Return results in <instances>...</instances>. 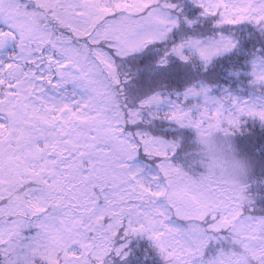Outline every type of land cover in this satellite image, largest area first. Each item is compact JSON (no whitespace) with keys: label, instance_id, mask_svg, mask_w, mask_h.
Instances as JSON below:
<instances>
[{"label":"snow or ice","instance_id":"6c2138e0","mask_svg":"<svg viewBox=\"0 0 264 264\" xmlns=\"http://www.w3.org/2000/svg\"><path fill=\"white\" fill-rule=\"evenodd\" d=\"M191 3L195 18L175 0H0V264H127L134 239L160 264H264V181L176 159L184 130L232 144L249 121L264 127V48L247 98L199 81L126 95L121 64L150 46L165 45L159 67L207 71L237 50L236 28L264 37V0Z\"/></svg>","mask_w":264,"mask_h":264},{"label":"trees","instance_id":"16d2710c","mask_svg":"<svg viewBox=\"0 0 264 264\" xmlns=\"http://www.w3.org/2000/svg\"><path fill=\"white\" fill-rule=\"evenodd\" d=\"M183 8V13L189 18H195L199 10L191 3V0H175ZM210 24L197 25L196 31L192 32L183 25L181 29L174 32L168 46L178 41L181 35H207ZM235 39L239 41L237 50L216 59L207 71H202L197 64L193 67L184 64L175 57L169 58L165 67H159L157 61L163 54L165 45L158 44L150 46L144 52L129 57L121 64L129 82L125 85L126 95L133 103H138L144 96L160 91L162 93H179L194 82L207 83L213 87L215 94H220L225 88L231 90L244 98L251 91L247 86V77L244 75L247 69V60L252 51L264 48V37L255 33L251 26H240L234 30ZM234 71H240V77L231 75ZM162 110L166 108L162 107ZM151 131L159 132L165 136H176L178 133L166 121H154L150 127ZM182 148L176 157L177 161L186 165L184 153L192 151L196 145L193 143L194 134L190 130L182 133ZM238 154L254 160L257 169L251 171V178L259 184L264 181V127L258 123L249 121L245 127L244 134L237 136L233 141ZM256 190L254 186V191ZM264 191V190H262ZM131 254L127 264H160L158 256L152 251L149 242L142 239H134L130 245Z\"/></svg>","mask_w":264,"mask_h":264},{"label":"clouds","instance_id":"9594fccd","mask_svg":"<svg viewBox=\"0 0 264 264\" xmlns=\"http://www.w3.org/2000/svg\"><path fill=\"white\" fill-rule=\"evenodd\" d=\"M192 151L206 156L211 162L213 171L223 176L242 179L249 169L248 160L238 154L234 143L229 144L226 141L208 137L198 143Z\"/></svg>","mask_w":264,"mask_h":264},{"label":"rangeland","instance_id":"374dc122","mask_svg":"<svg viewBox=\"0 0 264 264\" xmlns=\"http://www.w3.org/2000/svg\"><path fill=\"white\" fill-rule=\"evenodd\" d=\"M249 163V168L252 172H254L255 169L259 168V166H255L254 160L251 158H247ZM254 169V170H253Z\"/></svg>","mask_w":264,"mask_h":264}]
</instances>
